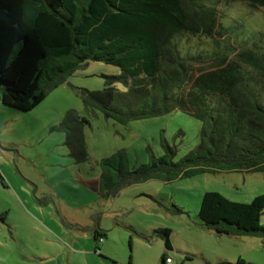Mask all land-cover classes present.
Wrapping results in <instances>:
<instances>
[{"label":"trees","instance_id":"1","mask_svg":"<svg viewBox=\"0 0 264 264\" xmlns=\"http://www.w3.org/2000/svg\"><path fill=\"white\" fill-rule=\"evenodd\" d=\"M212 1L0 0V102L31 110L87 61L118 67L120 75L106 76L101 92L76 88L84 115L68 111L57 127L78 162L86 159L83 129L97 112L124 124L181 110L200 122L197 145L179 160L165 142L163 155L147 150L148 161L136 167L123 150L101 159L98 194L104 200L151 179L264 172L261 17L245 12L221 25ZM241 1L264 7V0ZM201 37L211 43L204 46ZM199 65L208 68L196 74ZM263 212L264 195L240 203L209 191L197 216L205 230L264 239ZM153 233L164 242L162 264L172 263L171 231ZM105 236L94 229L96 242Z\"/></svg>","mask_w":264,"mask_h":264},{"label":"rangeland","instance_id":"2","mask_svg":"<svg viewBox=\"0 0 264 264\" xmlns=\"http://www.w3.org/2000/svg\"><path fill=\"white\" fill-rule=\"evenodd\" d=\"M208 4L221 25L252 12L264 28L262 6L241 0ZM206 38L201 37L204 46L211 43ZM205 68L195 66V73ZM120 73L118 67L87 61L31 110L0 102V264H160L164 242L153 233L157 229L171 231L167 255L174 264H235L238 259L264 264L263 238L205 230L197 216L205 192L240 203L264 195V172L151 179L108 200L91 187L98 191L99 178L93 182L100 174L98 162L119 150L132 168L148 161L147 150L163 155V142L174 147L179 160L199 140L200 122L181 110L124 124L97 112L82 132L85 161L72 157L65 132L57 127L68 111L84 115L76 88L101 92L105 77ZM97 226L106 236L94 254L86 234L91 237L88 229Z\"/></svg>","mask_w":264,"mask_h":264},{"label":"crops","instance_id":"3","mask_svg":"<svg viewBox=\"0 0 264 264\" xmlns=\"http://www.w3.org/2000/svg\"><path fill=\"white\" fill-rule=\"evenodd\" d=\"M98 178H99V176H97L96 178H94L93 182H95L96 179L98 180ZM93 182L91 181V183H89V184L92 185ZM91 187H92L96 192H98L96 188H94L93 186H91ZM98 226H99V225H98ZM98 226H97V227H98ZM88 231H89L90 233H92V234H91V237H90V235L86 234V238L88 239L89 242H90V239L93 240V243H92V244L90 243V245H92L91 248L93 249V253H94V250H95V252H96V247H100L99 242H101V240H100L99 242H96V241L94 240V230H92L91 228H89ZM83 236H85V234H83ZM164 252H165V249H164L163 253H162L161 256H160V264H162V262H161V257H162V255L164 254ZM94 254H96V253H94ZM98 256H99V255H98ZM99 257H100V256H99ZM170 259H171V258H170ZM171 261H172V264H174V262H173L172 259H171ZM129 262H130V261H129Z\"/></svg>","mask_w":264,"mask_h":264},{"label":"built area","instance_id":"4","mask_svg":"<svg viewBox=\"0 0 264 264\" xmlns=\"http://www.w3.org/2000/svg\"><path fill=\"white\" fill-rule=\"evenodd\" d=\"M167 264H172V263H170V261L168 260V261H167Z\"/></svg>","mask_w":264,"mask_h":264}]
</instances>
